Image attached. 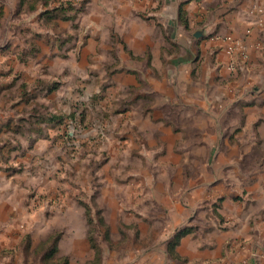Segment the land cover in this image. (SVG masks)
I'll list each match as a JSON object with an SVG mask.
<instances>
[{
	"label": "rangeland",
	"instance_id": "rangeland-1",
	"mask_svg": "<svg viewBox=\"0 0 264 264\" xmlns=\"http://www.w3.org/2000/svg\"><path fill=\"white\" fill-rule=\"evenodd\" d=\"M143 1L0 0V264H130L151 252L158 264H195L179 252L218 245L224 255L233 217L258 215L257 196L223 191L264 155V116L247 120L264 105V45L262 73L226 70L202 112L178 90L155 101L148 77L117 65L120 34L133 25L159 33L164 11L174 57L183 24L171 2ZM159 122L168 141L180 135L174 147ZM200 127L217 136L213 149L192 146ZM181 229L191 240L170 256Z\"/></svg>",
	"mask_w": 264,
	"mask_h": 264
},
{
	"label": "crops",
	"instance_id": "crops-1",
	"mask_svg": "<svg viewBox=\"0 0 264 264\" xmlns=\"http://www.w3.org/2000/svg\"><path fill=\"white\" fill-rule=\"evenodd\" d=\"M149 1L153 7L158 2V0H148L146 2ZM162 1L164 7H167L168 2H171L177 9V13L180 6L186 12L187 27L183 25L178 27L176 12L172 14L176 27H178L173 37H176L175 40L181 47L182 52L172 57L171 45L169 43L166 45L164 42L165 34L170 37L171 32L167 29L169 19L162 11L163 13H157L158 20L163 24V29L159 33L151 28H139L137 25H133L129 31H122L120 37L125 43V49L121 44L119 50L120 63L117 64L125 69H135L136 71L132 75L137 74L139 77H143V75L148 77L147 82L153 85L154 88L155 101L170 102V100L175 99L173 91L178 90V98L185 104L192 106V110L195 111V114H198L202 112V108H198L199 102L203 101L202 99L218 98V94L215 93L220 81L219 77L223 78L226 70H229L227 68L228 58L224 52L225 42L222 39L214 38L215 35L224 36L229 34L241 38L246 46L247 55H249L248 59L245 60L239 58L238 66L241 64L242 70L246 68L253 72L262 73L263 69H258L260 68L258 61H260L261 46L264 45V24L259 26L256 22L259 14L255 10L256 6L261 5V0ZM120 2L133 3L136 6L145 4L143 0H120ZM177 17L179 18V14H177ZM248 29H250L249 34L246 32ZM146 54L148 58L144 62V66L147 70L143 72V66L139 64L138 60ZM198 54L199 59H196ZM124 74H126L125 76L131 75ZM193 75L195 76L193 77ZM208 78H210V95L206 97L202 90L204 81L201 82V80ZM263 107L264 105L258 104V106L251 108L247 120H253L254 122L256 118L264 116ZM154 110H151L152 116L159 114L155 118H162V115L158 113V109ZM157 124L156 130L162 131L161 139L166 140V146L174 147L176 139H180V135H172V140L168 141L165 139L164 134L172 132L171 128L160 122ZM195 126L199 127L198 125ZM200 128L199 134L193 137L195 143L192 146L213 149L218 143L217 136H209L204 132L200 134L203 130L202 127ZM185 130L184 125L179 129L180 132H185ZM185 142H190V140ZM258 142L259 146L264 148V141L258 140ZM246 144L251 147L254 141L250 140ZM257 161L256 166L254 165L250 171L238 175L234 179L235 181L227 185L229 190L225 191L224 188L223 192L237 197L242 191L247 198L248 196L259 197V199L255 197L253 200L258 201V209L261 208L258 215H255L250 208L243 216L233 217V220H237L234 223L237 226L230 231L231 239L224 250V255L219 254L218 245L213 246L210 253H202L195 247V250L189 249L185 253L179 252V255L187 256L188 261H194L195 264H264V155L259 157ZM230 200L234 203L231 198ZM183 230L181 229L178 231L179 233L177 232L178 234L176 233L173 236L174 243H180V246L183 244L188 245L191 240L187 236L188 232ZM224 242V240L222 242L218 241L220 245ZM135 256L136 258H132L130 264H158L160 262L159 254L152 252L140 253Z\"/></svg>",
	"mask_w": 264,
	"mask_h": 264
},
{
	"label": "built area",
	"instance_id": "built-area-1",
	"mask_svg": "<svg viewBox=\"0 0 264 264\" xmlns=\"http://www.w3.org/2000/svg\"><path fill=\"white\" fill-rule=\"evenodd\" d=\"M255 10L259 14L256 22L259 26L264 24V10L261 7L256 6ZM247 34H249L250 29H248ZM214 38L222 39L225 42L224 52L228 58L227 60V68L230 72H234L236 70V66L238 64V59L245 60L247 58L246 46L243 43V40L239 37H234L231 35H215Z\"/></svg>",
	"mask_w": 264,
	"mask_h": 264
},
{
	"label": "trees",
	"instance_id": "trees-1",
	"mask_svg": "<svg viewBox=\"0 0 264 264\" xmlns=\"http://www.w3.org/2000/svg\"><path fill=\"white\" fill-rule=\"evenodd\" d=\"M178 14H179V20H180V22L183 24V26L187 27L186 12H185V10L182 8V6L179 7ZM237 67H238V64H237V66H236V70H237ZM236 70H235V71H236ZM235 71H234V72H235ZM188 230H189V229H188ZM176 244H177V243H173V244H169V245H168V249L171 251L170 254H172V256H175V254H176L175 251H174V247H175ZM55 246H56V248H57V244H56V242H55ZM56 250H58V249H55L54 251H56Z\"/></svg>",
	"mask_w": 264,
	"mask_h": 264
},
{
	"label": "water",
	"instance_id": "water-1",
	"mask_svg": "<svg viewBox=\"0 0 264 264\" xmlns=\"http://www.w3.org/2000/svg\"><path fill=\"white\" fill-rule=\"evenodd\" d=\"M197 35V34H196Z\"/></svg>",
	"mask_w": 264,
	"mask_h": 264
}]
</instances>
